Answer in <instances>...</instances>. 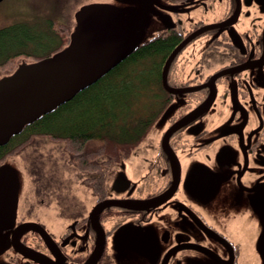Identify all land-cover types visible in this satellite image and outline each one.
Listing matches in <instances>:
<instances>
[{"label": "flooded vegetation", "instance_id": "obj_1", "mask_svg": "<svg viewBox=\"0 0 264 264\" xmlns=\"http://www.w3.org/2000/svg\"><path fill=\"white\" fill-rule=\"evenodd\" d=\"M149 3L150 39L126 59L166 45L160 113L133 148L81 161L66 146L54 168L33 167L34 195L1 232L0 264H86L100 231L97 264H261L253 206L264 189V0ZM177 48L168 90L163 71ZM128 227L150 231L143 250L119 248Z\"/></svg>", "mask_w": 264, "mask_h": 264}, {"label": "water", "instance_id": "obj_2", "mask_svg": "<svg viewBox=\"0 0 264 264\" xmlns=\"http://www.w3.org/2000/svg\"><path fill=\"white\" fill-rule=\"evenodd\" d=\"M3 1L0 0V3ZM149 2L111 0L83 5L75 13V25L68 45L44 59L23 61L10 75L1 78L0 147L7 145L28 125L97 83L135 49L147 43L150 39L145 30L151 8ZM179 49L171 54L163 71L164 87L168 90L169 65ZM170 112L171 107L161 120L165 121ZM21 179L18 168L7 162L0 164V250L5 248L1 232L10 225L9 218L13 220L16 217L20 204ZM254 202L253 212L260 227L256 250L260 263L264 264V189L257 192ZM149 234L150 231L144 233L128 227L116 234L115 241L121 250L129 245L141 251L148 242L145 237ZM105 243L100 231L98 247L86 264H97Z\"/></svg>", "mask_w": 264, "mask_h": 264}, {"label": "trees", "instance_id": "obj_3", "mask_svg": "<svg viewBox=\"0 0 264 264\" xmlns=\"http://www.w3.org/2000/svg\"><path fill=\"white\" fill-rule=\"evenodd\" d=\"M69 34L70 30L65 35L55 30L52 22L41 26L24 21L1 28L0 71H13L20 59L37 61L53 55L68 44ZM165 46L153 43L140 49L97 83L28 125L0 147V164L39 137L66 143L81 161L111 155L119 147L137 146L164 104L158 53ZM154 98L161 106L156 110L149 107L144 113Z\"/></svg>", "mask_w": 264, "mask_h": 264}, {"label": "rangeland", "instance_id": "obj_4", "mask_svg": "<svg viewBox=\"0 0 264 264\" xmlns=\"http://www.w3.org/2000/svg\"><path fill=\"white\" fill-rule=\"evenodd\" d=\"M100 1L110 2L111 0H4L0 3V29L24 21L39 24L41 26H45V24L47 23L51 24L52 22L54 29L58 30L61 33H64L65 35V32L67 30H70L74 27L75 13L83 5L90 2ZM23 61L33 62V60H29L26 58L20 59L13 71ZM138 70L141 72L143 69L139 68ZM13 71H0V79L4 76L10 75ZM145 95L147 97H150L148 94ZM141 102L143 103L144 108L145 99L142 98ZM160 106L161 104L158 103V101H156V99L154 98L153 103L150 102L145 107L144 113H147L146 109L149 107H153V109L156 110ZM174 109L175 105L171 107V113L169 114V117H171ZM154 129L148 138H152L154 136L153 133H156V129L159 130L157 124L154 126ZM33 142L28 147L22 149L20 152L8 156L2 162H7L8 164L18 168L20 176L22 178L20 202H24V204L26 198L34 195V193H28L30 187H33V184L35 185V182L33 180V178L35 177L33 176L31 169L33 167H36L37 169L54 168L55 157H57L59 154L57 148L60 149L61 152L64 151L63 147L65 148L67 145L62 141L58 142L49 140L46 137L39 138L38 140L35 139ZM31 159L33 160V162L31 161ZM31 164L34 165L31 166ZM19 211L20 210H18V212Z\"/></svg>", "mask_w": 264, "mask_h": 264}]
</instances>
